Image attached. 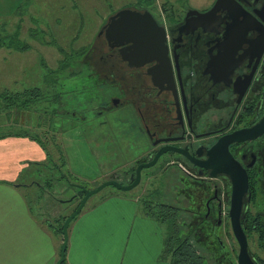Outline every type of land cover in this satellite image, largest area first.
Masks as SVG:
<instances>
[{
	"label": "rangeland",
	"instance_id": "obj_1",
	"mask_svg": "<svg viewBox=\"0 0 264 264\" xmlns=\"http://www.w3.org/2000/svg\"><path fill=\"white\" fill-rule=\"evenodd\" d=\"M144 1L0 0V95L11 94L13 98L11 105L0 98V136L27 132L45 149L44 162L27 165L24 173L31 172L23 180L31 177L37 186L54 195L50 205L47 197L37 198L30 192V205L39 211V219L49 222L48 228L59 233L62 219L79 206L80 200L73 198L81 188L91 191L110 180L127 185L129 174L147 160L144 153L151 148L152 142L130 105L105 110L121 95V88L106 84L97 72L106 51L104 36H98L100 30L124 7L149 10L165 27L173 20L172 14L176 18L186 8L202 10L213 2ZM13 36L17 37L16 44L10 45ZM13 46L29 48L20 52ZM35 89L37 94L29 96ZM15 94L24 96L16 98ZM187 177L182 162L162 156L155 166L142 171L134 189L120 192L109 186L89 197L81 210L83 215L112 194L136 200L139 207H127L122 217L108 222L90 223L88 231L94 241L101 246L114 242L116 231L120 234L117 241L125 243L131 230H136L137 223L133 226V222L138 213L137 220H149V230L155 228L171 246L174 228L172 220L164 217L170 207L175 212L177 236L183 239L181 207ZM145 207L150 213L146 214ZM227 240L234 249L238 247L231 237ZM193 247L199 255L205 254L204 247L194 242ZM205 263L211 264V260Z\"/></svg>",
	"mask_w": 264,
	"mask_h": 264
},
{
	"label": "flooded vegetation",
	"instance_id": "obj_2",
	"mask_svg": "<svg viewBox=\"0 0 264 264\" xmlns=\"http://www.w3.org/2000/svg\"><path fill=\"white\" fill-rule=\"evenodd\" d=\"M216 1L197 11L206 13ZM189 10L193 9L186 8L176 18L172 14L169 25L162 26L178 108L173 93L164 89L167 84L162 90L154 85L156 78L148 73L154 62L129 67L119 49L110 48L105 41L101 69L96 71L106 84L121 88V95L112 105L139 106L141 122L148 131L145 133L148 139L153 137L150 142L179 138L152 147L146 159L163 146L185 149L184 155H163L182 162L187 170L181 207L183 240L187 245L193 246L194 242L204 247L205 262L237 264L239 246L234 249L227 240H235L227 208L230 181L224 174L210 178L209 171L198 166L207 160V153L218 139L253 128L264 117V0H224L220 9L201 21H185ZM178 70L180 80L176 79ZM227 151L247 175L248 188L240 214L247 252L254 264H264V132L229 145Z\"/></svg>",
	"mask_w": 264,
	"mask_h": 264
},
{
	"label": "crops",
	"instance_id": "obj_3",
	"mask_svg": "<svg viewBox=\"0 0 264 264\" xmlns=\"http://www.w3.org/2000/svg\"><path fill=\"white\" fill-rule=\"evenodd\" d=\"M117 107L122 108L111 105L105 110H115ZM132 109L141 121L142 110L138 105ZM142 127L145 131L143 124ZM151 151L152 147L144 154L149 155ZM45 159V149L31 134L14 132L0 136V264H56L59 259L63 241L61 234L48 228L49 222L39 219V211L32 208V197L29 196L31 193L37 198L45 196L52 205L54 195L37 186L31 177L23 180L31 172L24 173L27 165L42 163ZM133 205L139 209L136 200L112 194L86 214L80 212L71 221L78 219L76 224L71 228V223L68 226L63 264H168L161 258L164 235L155 228L149 230V220H137L138 213L133 222V226L137 223L136 230H131L125 243L117 241L120 234L115 231V241L105 242L101 246L88 231L90 223L120 218L126 208Z\"/></svg>",
	"mask_w": 264,
	"mask_h": 264
},
{
	"label": "water",
	"instance_id": "obj_4",
	"mask_svg": "<svg viewBox=\"0 0 264 264\" xmlns=\"http://www.w3.org/2000/svg\"><path fill=\"white\" fill-rule=\"evenodd\" d=\"M224 0H217L213 8L206 13H200L195 10H189L186 13L185 21L191 18L192 21H201L212 15L220 9ZM190 22V21H189ZM215 25H218L216 22ZM103 35L105 41L110 48L119 49L122 55V61L126 62L129 67L140 68L149 63L155 65L148 70L150 75H153L156 80L154 85L162 90L163 85L167 86L165 90L173 93L177 102V89L175 88V78L168 58L167 35L165 28L160 26L154 17L148 11H138L135 9L125 8L118 11L113 16L109 17L105 26L100 30L98 36ZM176 79L180 80L179 70L176 73ZM147 134L148 131L146 130ZM264 132V117L253 128L242 129L231 133L227 136L218 139L217 143L207 153V160L198 167L209 171L210 178H216L218 174H224L231 184L230 195V209L229 221L233 236L239 246V253L237 257V264H254L247 252L248 245L245 234L240 225V214L242 209V202L247 193V175L243 168L229 155L227 147L234 143H241L259 136ZM149 136V135H148ZM150 140L153 139L149 136ZM179 138L156 140L151 143V147H155L160 143H167L170 141H178ZM167 152L184 155L185 149H179L170 146L161 147L151 159H147L139 163L134 172L129 175L128 184L121 185L114 180L105 182L96 189L87 191L81 188L77 194V199L82 196L79 206L69 215L63 222L60 233L63 237L62 246L60 249L59 259L56 264H63L65 261V252L68 241V226L71 221L81 212L86 201L92 195L97 194L105 187L112 186L120 192H127L137 187L141 180V173L145 169L155 166L164 154ZM219 160V162H214ZM211 161V163H210ZM218 169L220 170L219 172Z\"/></svg>",
	"mask_w": 264,
	"mask_h": 264
},
{
	"label": "trees",
	"instance_id": "obj_5",
	"mask_svg": "<svg viewBox=\"0 0 264 264\" xmlns=\"http://www.w3.org/2000/svg\"><path fill=\"white\" fill-rule=\"evenodd\" d=\"M135 1H136V4L141 3V0H135ZM151 2H152V0H146L142 3L150 4ZM124 8L133 9L132 7H124ZM135 10L139 11V9H135ZM85 22L86 21H83V25ZM79 27H80V29L83 28L82 25H80ZM16 40H17V37L13 36L10 40V45L16 44L15 43ZM11 48H13V50H15V51L18 50V51L22 52V51L27 50L29 48V46H23L20 48H16L15 46H13ZM83 50H82V52H83ZM66 57H69V56H66ZM37 92H38V89H35L34 91L30 92V94H28V95L29 96H35L37 94ZM10 95L11 94H3V95H0V98H2L5 102H7L9 105H11L13 103V98L9 97ZM26 95L27 94H25V96ZM22 96H24V94H15L16 98H19ZM38 143L41 144L39 141H38ZM144 161H145V159L141 162H144ZM73 199H77V195ZM77 200H79V198ZM164 206L166 207V205H164ZM145 209H146V214L150 213V211H148L147 207H145ZM150 215H153V214H150ZM154 217H156V216H154ZM164 217H165V219L169 218V220H172L171 225L173 226L174 229L172 231V237H171L172 245L171 246L168 245V241H167V239H165L164 250L161 254V258L166 260L168 264H206L204 262L203 257L201 255H199V253L196 251V249L192 245H187L185 240H183L177 236V230L175 229V226H174L175 212L173 211L172 207H170V210L168 211V213ZM66 218L67 217H64L62 219V223L64 222V220ZM61 228H62V226H61Z\"/></svg>",
	"mask_w": 264,
	"mask_h": 264
}]
</instances>
